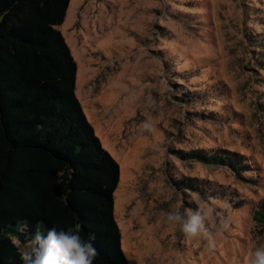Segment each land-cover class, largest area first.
Returning a JSON list of instances; mask_svg holds the SVG:
<instances>
[{
  "label": "rangeland",
  "instance_id": "obj_1",
  "mask_svg": "<svg viewBox=\"0 0 264 264\" xmlns=\"http://www.w3.org/2000/svg\"><path fill=\"white\" fill-rule=\"evenodd\" d=\"M58 29L86 119L120 166L128 263L245 264L264 246V0H71ZM191 152L245 167L181 158ZM202 204L214 209L211 250L165 217Z\"/></svg>",
  "mask_w": 264,
  "mask_h": 264
},
{
  "label": "trees",
  "instance_id": "obj_2",
  "mask_svg": "<svg viewBox=\"0 0 264 264\" xmlns=\"http://www.w3.org/2000/svg\"><path fill=\"white\" fill-rule=\"evenodd\" d=\"M70 2L0 0V264H22L14 237L23 245L37 231L77 223L83 238L96 236L93 264H129L114 213L120 166L86 119L77 65L58 29ZM209 92L194 90L185 103ZM181 156L245 167L233 157ZM261 206L256 218L264 224Z\"/></svg>",
  "mask_w": 264,
  "mask_h": 264
},
{
  "label": "clouds",
  "instance_id": "obj_3",
  "mask_svg": "<svg viewBox=\"0 0 264 264\" xmlns=\"http://www.w3.org/2000/svg\"><path fill=\"white\" fill-rule=\"evenodd\" d=\"M141 129L143 132H154L155 124L145 121ZM214 209L202 204L197 209H187L185 212L168 211L165 213L166 221L177 227L187 241L204 240L211 250L215 248V237L210 232L207 221L212 217ZM225 222L222 228L226 229ZM83 226L77 223L66 230H57L49 227L43 231H37L20 249L22 264H93L99 256L98 249L94 246L95 234H89L87 238L81 236ZM20 232H27V225L23 224ZM14 243L21 245V240L14 237ZM245 264H264V246L256 247L252 251Z\"/></svg>",
  "mask_w": 264,
  "mask_h": 264
}]
</instances>
